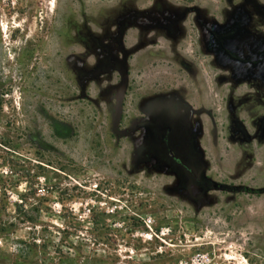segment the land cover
I'll return each instance as SVG.
<instances>
[{"label": "rangeland", "instance_id": "rangeland-1", "mask_svg": "<svg viewBox=\"0 0 264 264\" xmlns=\"http://www.w3.org/2000/svg\"><path fill=\"white\" fill-rule=\"evenodd\" d=\"M228 29H264V0H0V264H264L262 111L233 131L212 65ZM158 95L191 111L198 181L149 145Z\"/></svg>", "mask_w": 264, "mask_h": 264}, {"label": "flooded vegetation", "instance_id": "flooded-vegetation-1", "mask_svg": "<svg viewBox=\"0 0 264 264\" xmlns=\"http://www.w3.org/2000/svg\"><path fill=\"white\" fill-rule=\"evenodd\" d=\"M225 33L231 40L225 55L217 52V31L211 32L208 38L213 42L212 65L216 66L220 60L227 66L226 78L232 87L229 89L228 101L235 110L230 113L229 124L235 132L237 128L243 129L238 116L251 114L257 109L262 113L250 120L261 129L264 126V29H228ZM190 73L194 76L192 70ZM197 77L193 85L197 86V92L200 93L202 84ZM243 87L246 88L245 92L241 90ZM176 100L165 95L151 97L149 120L146 122L151 133L149 145L161 154L165 162L198 181L188 131L191 111ZM244 140L248 141L246 135Z\"/></svg>", "mask_w": 264, "mask_h": 264}, {"label": "built area", "instance_id": "built-area-1", "mask_svg": "<svg viewBox=\"0 0 264 264\" xmlns=\"http://www.w3.org/2000/svg\"><path fill=\"white\" fill-rule=\"evenodd\" d=\"M179 264H215L210 254L205 252L195 253L190 259L181 261Z\"/></svg>", "mask_w": 264, "mask_h": 264}]
</instances>
